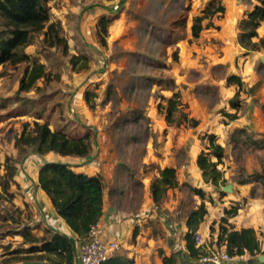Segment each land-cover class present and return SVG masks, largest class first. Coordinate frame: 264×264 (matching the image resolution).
I'll use <instances>...</instances> for the list:
<instances>
[{
  "label": "rangeland",
  "instance_id": "1",
  "mask_svg": "<svg viewBox=\"0 0 264 264\" xmlns=\"http://www.w3.org/2000/svg\"><path fill=\"white\" fill-rule=\"evenodd\" d=\"M62 1L72 7L67 13L70 20L78 15L82 32V36L77 32L68 36L69 54H87L91 58L90 67L73 71L68 56L62 54L60 48H44L40 35L25 51L46 63L53 73L60 74L59 80L53 79L50 83L39 80L36 88L18 94L19 77L25 64L15 68L0 66L1 172L5 173L7 160L14 173L9 180V192L3 191L0 185V256L15 262L35 257L22 250L29 244L23 243L22 235H16L24 226L33 228L29 223L32 212L27 203L18 204L16 199L20 198L16 194L22 189V182L17 181L21 177H32L41 161L29 157L30 152L22 158L14 142L24 122L36 119L37 111L42 115L40 121L48 120L52 129L59 128L71 135L90 132L94 136L93 149L116 150L115 155L127 163L136 160V146L140 149L148 145L153 149L168 140L170 144H166L181 145L177 161L184 160L187 164L191 156L198 155L201 150L208 151L205 147L209 141L204 136L215 134L217 142L224 146L223 162L218 165L222 172L219 183L214 185L205 181L198 165L177 169V176L190 175V182L204 186L207 193L215 195L216 198L209 201L212 206L226 201V197L234 196L236 191L242 192L241 200L230 199L224 206V214L227 207L240 204L245 215L242 218L263 220L259 234L263 241L261 254H264V215H261L264 212V186L261 181L254 180L256 173H264V148L246 145L245 137L237 143L231 140L233 131L242 128L237 123L246 125L254 138L264 136V66L258 64L257 58L254 61L250 58L252 54L264 55V47L248 51L241 46L236 50L237 43L234 44L235 41L239 43V22L257 1L222 0L225 12L204 20L198 38L191 32L193 17L201 13L208 0H54L50 2L51 13L57 12L53 6L60 9ZM188 5L186 28L172 30L170 22ZM103 15L113 17L105 36L106 46L100 45L95 32L96 23ZM60 22L66 36L67 30ZM261 24L264 25V21ZM70 25L78 30L77 23ZM257 31L264 39L263 28L259 26ZM229 74L240 76L243 86L229 84L230 87L222 92L220 80L226 82ZM169 81H173L172 84ZM86 90L96 94L93 108L85 100ZM238 90L241 100L238 119H231L229 115L236 109L230 106L229 99ZM174 92H180L182 104L179 110L186 113L187 118L168 124L158 104L165 103L163 97ZM25 97L28 101L38 100L33 104L36 109L9 116L10 111H21L19 105ZM256 106L260 108L259 115L254 112ZM175 115L178 118L179 112ZM190 118L199 123L191 126ZM45 156L53 158L50 153ZM132 167L137 169L139 164ZM146 167L150 165L146 164ZM245 180L248 182H243ZM228 183L233 185V191H222ZM190 187L189 182H184L179 187L181 192H177L189 210L198 207L196 201L201 198ZM174 194L176 196L175 191ZM255 208H259V213ZM4 216L10 218L4 219ZM14 249L22 251L12 254ZM0 264L6 263L0 261Z\"/></svg>",
  "mask_w": 264,
  "mask_h": 264
},
{
  "label": "trees",
  "instance_id": "2",
  "mask_svg": "<svg viewBox=\"0 0 264 264\" xmlns=\"http://www.w3.org/2000/svg\"><path fill=\"white\" fill-rule=\"evenodd\" d=\"M52 0H0V66H11L15 68L25 64L19 77L18 94L28 93L36 88L37 82L43 80L50 83L60 79V74L53 73L47 68L46 63L40 62L39 58L28 54L25 48L32 44L37 35L41 36L42 46L46 49L60 48L62 54L68 56L70 68L73 71H82L90 67L91 58L85 53L69 54V43L63 34L64 30L60 21L52 19L49 2ZM254 7L247 11L239 22L240 33L238 41L248 51L259 50L264 47V39L258 35L257 28L264 21V0H256ZM186 6L175 19L170 22L172 30L185 29L187 25L188 10ZM225 5L222 0H208L201 13L193 17L191 26L192 36L198 38L204 28V20L211 19L215 15L223 14ZM113 17L101 16L96 23V38L100 45L106 46L105 36ZM259 40L256 41L255 38ZM174 53V59L177 58ZM173 81H169L172 84ZM226 83L236 84L239 88L243 86L241 77L229 74ZM240 91L229 99L230 106L236 109L229 116L237 118L241 100ZM96 94L86 90L84 97L88 105L93 108V99ZM21 99V111H10L9 116L14 114H26L36 109L33 104L36 100ZM165 103H159L158 109L165 114L168 124H175L187 118V114L180 112L179 105L182 104L180 92H174L169 97H163ZM264 107V106H263ZM179 117L176 118V113ZM31 113V112H30ZM33 113V112H32ZM36 119L32 122L25 121L19 136L16 137L14 145L18 148L22 158L29 152L44 155L48 152H56L62 156L74 155L80 157L89 156L93 150L94 136L86 131L80 135H71L66 131L52 129L48 120L40 121L41 113H35ZM199 121L195 118L189 119L191 126H196ZM245 137L244 143L257 148H264V136L254 138L246 128H237L231 135L233 142H239ZM209 143L205 147L208 151L201 150L197 156V165L202 171L203 178L214 185L219 183L222 172L218 165L223 162L224 146L217 142L215 134L204 136ZM213 157L216 159L214 160ZM8 159V158H7ZM5 173L1 172L0 163V185L3 191L9 192V180L14 176L11 165L6 160L4 164ZM254 180H259L264 186V173H256ZM5 178L7 179L5 181ZM39 186L50 197L57 213L77 234V238L70 237L59 231L47 230V235L36 236L32 228L24 226L17 231L23 237V243L29 247L22 248L35 257L25 258L28 260H46L49 264H74L76 257V245L78 241L88 238L91 227L94 226L102 214L104 183L101 175H89L77 172L72 165L61 161H44L39 170ZM243 182H248L247 180ZM177 170L175 167L167 166L160 171V177L156 178L151 185L152 196L155 201L160 200L169 188L178 187ZM202 199L212 197L206 194L202 188L190 187ZM224 194V192H222ZM11 196V195H10ZM12 203L11 199H8ZM14 206V204H12ZM241 205H234L225 209V214L219 221L218 240L226 244V251L232 257H239L246 253L255 256L262 252L261 244L256 230L253 227L235 229L229 222V218L237 215ZM18 210V208H16ZM207 213L204 201L198 207L188 213L186 233L187 248L190 255L199 258L205 252L201 246H196L195 235L200 223ZM4 219L10 218L4 216ZM212 228V227H211ZM21 249H14L12 254H18ZM34 258V259H33ZM38 259V260H37ZM131 261L122 256H111L102 264H129ZM164 264H173V258L164 257Z\"/></svg>",
  "mask_w": 264,
  "mask_h": 264
},
{
  "label": "crops",
  "instance_id": "3",
  "mask_svg": "<svg viewBox=\"0 0 264 264\" xmlns=\"http://www.w3.org/2000/svg\"><path fill=\"white\" fill-rule=\"evenodd\" d=\"M53 1L54 0L50 2ZM50 2L48 4L52 7ZM77 6L79 7V5ZM59 7L60 9H56L53 6V9L57 12L52 11L54 16H52V19L62 21V24L67 30L66 37L68 38L70 34H74L75 32L82 36L78 15L76 19L70 20L68 18L67 13L72 8L69 3L62 1ZM65 17L66 22H64ZM93 22L95 24L96 20ZM70 23L73 25L77 23L78 30L72 28ZM260 28H263L264 31V25L261 24ZM260 38H262L261 35ZM234 44L236 50L241 48V45L237 41H235ZM263 56L264 55L260 53L259 55L252 54L250 58L251 61L257 58L259 60L258 64L263 67ZM220 81L223 82L222 85H220V82L216 84L220 85V91L225 92L230 86L225 82V79ZM262 97L264 99V96ZM260 101L262 100L260 99ZM254 112L259 115L260 108L256 106ZM232 124L234 123L232 122ZM237 125L249 130L246 125L243 126V123H237ZM166 143L170 144L168 140H166ZM166 143L153 149L148 145L140 149L136 146V160L134 162L129 160L128 163L120 159L118 157L119 155H115L116 150L112 152L110 149L98 151L95 147L91 154L86 157L74 155L62 156L53 151L44 155L30 152L29 157L39 159L41 162L36 166L32 177L27 179L21 177V180L19 179L17 181L22 182V189L20 194H16V196L20 198L18 200L16 199V201L19 205L28 204L29 210L32 212V216L29 219V223L33 227L32 232L36 236H44L48 234L47 230L51 229L75 239L77 238V234L57 213L50 197L39 186L38 181L39 170L44 161L67 162L70 163L77 172L102 176L104 183L102 214L95 224V227L98 236L102 240L119 243V249L113 256L125 257L131 261L129 264H164V257L173 258V264H202L198 258H194L190 255L187 248L186 233L189 230L187 218L190 210L187 209V205H183L182 195L177 192H181L179 187H181L184 182H189L192 187L202 188L205 193H207L205 187H201L198 183L190 182V175H187V177L177 176L179 182L178 187L169 188L166 194L158 201H155L152 196V182L160 177V171L163 168L171 166L175 167L177 170L179 168L181 169V167H197L198 155H193L194 157L191 156V159L188 158L187 164L184 163V160L179 162L177 161L178 148H180L181 145H175L174 143L169 145ZM110 152L112 154H109ZM49 153L52 154V159L45 156ZM136 164H139V168L137 169L132 167ZM146 164L150 165V167H146ZM174 191L176 192V196H174ZM210 196L216 198L213 194ZM242 196V192L236 191L234 196L226 197V201L214 206L211 205L208 199L200 198L196 201L199 204L204 201L207 209L204 220L197 229V232L203 238L202 250L205 253H209L213 250L224 251L226 249V244L218 240L219 221L224 215V206H227L228 202H230L229 200L238 201L241 200ZM244 196L246 197L245 193ZM249 208L250 206L246 208V211H248L247 209ZM255 210L258 211L259 208H255ZM254 211L251 210V212ZM238 212L236 216L229 218V222L235 229L253 227L258 234L260 244L263 243L259 234V230H262L263 220L254 221V219L250 217L242 218L245 217L242 208H240ZM261 215H264V212ZM81 242L82 241H78L76 245V259L74 264H79L78 251ZM261 248L263 251L262 244ZM259 254L252 256L246 253L242 256L234 257L231 263L262 264L258 260ZM0 261L6 264H49L46 260H21L20 262H15L13 259H5L4 255L0 256Z\"/></svg>",
  "mask_w": 264,
  "mask_h": 264
},
{
  "label": "built area",
  "instance_id": "4",
  "mask_svg": "<svg viewBox=\"0 0 264 264\" xmlns=\"http://www.w3.org/2000/svg\"><path fill=\"white\" fill-rule=\"evenodd\" d=\"M196 246L203 245L202 236L196 232ZM119 249V243L102 240L96 231L95 225L91 227L89 237L82 241L79 246V264H102L113 256ZM202 264H232L234 257L230 256L226 249L224 251L213 250L204 253L198 258Z\"/></svg>",
  "mask_w": 264,
  "mask_h": 264
},
{
  "label": "water",
  "instance_id": "5",
  "mask_svg": "<svg viewBox=\"0 0 264 264\" xmlns=\"http://www.w3.org/2000/svg\"><path fill=\"white\" fill-rule=\"evenodd\" d=\"M262 61L264 62V56L262 57ZM222 191L224 192H232L233 191V185L231 183H228L222 187ZM258 260L264 264V254L259 255Z\"/></svg>",
  "mask_w": 264,
  "mask_h": 264
}]
</instances>
